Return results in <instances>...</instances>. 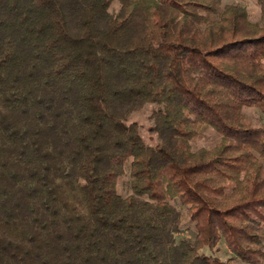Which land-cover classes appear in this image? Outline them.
Here are the masks:
<instances>
[{
    "label": "trees",
    "instance_id": "16d2710c",
    "mask_svg": "<svg viewBox=\"0 0 264 264\" xmlns=\"http://www.w3.org/2000/svg\"><path fill=\"white\" fill-rule=\"evenodd\" d=\"M221 2L0 0V264H264V0Z\"/></svg>",
    "mask_w": 264,
    "mask_h": 264
},
{
    "label": "rangeland",
    "instance_id": "374dc122",
    "mask_svg": "<svg viewBox=\"0 0 264 264\" xmlns=\"http://www.w3.org/2000/svg\"><path fill=\"white\" fill-rule=\"evenodd\" d=\"M238 3L241 6H244L247 11L249 18L252 21H259L260 19V6L258 4V0H222L221 7L227 3ZM118 8V3L113 2L110 7V11H115ZM156 105L154 104H144L138 109L133 110L129 116L127 122H135L138 125V130L140 135L145 143L154 145L158 142V137L156 133H153L149 130L152 125V111L156 109ZM243 112L245 113L247 119L251 122L252 125L255 126H264V117L260 113V111L256 108H244ZM220 139V135L213 128H207L204 131L200 132L197 136H195L191 140V146L194 150L200 147L210 148L214 146ZM117 191L120 195L125 196L131 193L130 188V174L128 170V165L126 164L125 172L121 175L117 180ZM176 208L180 211V228L177 232H175V239L179 240L182 237H193L195 234L194 223L188 218L185 207L181 205L178 201H171ZM217 248L208 249L203 248L201 252L203 253H211L218 256L221 259L228 258L231 253L229 249L226 247L224 242L220 240L216 246ZM233 264H243L239 260H233Z\"/></svg>",
    "mask_w": 264,
    "mask_h": 264
}]
</instances>
